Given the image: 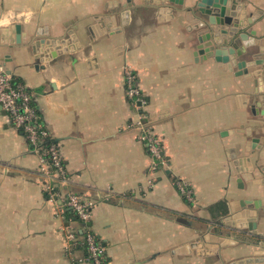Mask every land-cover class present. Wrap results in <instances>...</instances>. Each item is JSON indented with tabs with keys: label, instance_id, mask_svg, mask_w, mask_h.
<instances>
[{
	"label": "crops",
	"instance_id": "0c3cea01",
	"mask_svg": "<svg viewBox=\"0 0 264 264\" xmlns=\"http://www.w3.org/2000/svg\"><path fill=\"white\" fill-rule=\"evenodd\" d=\"M181 1L0 0V65L33 94L68 173L59 198H47L39 155L0 105V264L83 255L66 246L68 193L95 203L90 226L108 264H264V94L236 68L196 56L201 0ZM236 1L245 31L264 40V0ZM70 33L81 47L54 56ZM127 67L162 140L167 166L153 173ZM244 200L259 201L253 231L237 210Z\"/></svg>",
	"mask_w": 264,
	"mask_h": 264
},
{
	"label": "built area",
	"instance_id": "2783aa9c",
	"mask_svg": "<svg viewBox=\"0 0 264 264\" xmlns=\"http://www.w3.org/2000/svg\"><path fill=\"white\" fill-rule=\"evenodd\" d=\"M125 85L127 98L131 105L140 111L134 123L138 131V137L143 142L152 159L150 172H156L167 166L163 156V145L161 138L156 135L148 126L146 117L141 112L139 103H144L143 94L138 86L136 76L128 67L125 69ZM0 105L10 117L14 126L21 130L34 151L40 157L39 171L43 178L44 192L47 198L54 201L59 198V186L67 181L68 173L64 164L60 145L53 141L49 131L41 122L39 113L33 105V94L24 84L14 80L12 75L0 65ZM179 192L190 202L195 197L192 188L182 180H177ZM64 210H71L73 223H78V229L83 234V239L77 240V227L69 223L66 227V246L68 254L73 256L78 244L83 248V255L74 258V264H108L106 250L93 233L90 221L95 203L92 200L84 199L80 195L68 193L61 198Z\"/></svg>",
	"mask_w": 264,
	"mask_h": 264
},
{
	"label": "water",
	"instance_id": "95a60500",
	"mask_svg": "<svg viewBox=\"0 0 264 264\" xmlns=\"http://www.w3.org/2000/svg\"><path fill=\"white\" fill-rule=\"evenodd\" d=\"M167 2L183 4L181 0H158L157 4L161 5ZM197 8L202 14V20L197 21L201 32L197 37L196 56L202 57V61L214 59L219 65L229 70L236 68L238 76H243L247 81L253 82L256 95L264 94V61L255 58L256 54L251 52V47L255 46L259 47V53L264 52V40H256L245 31L247 26L243 23L244 11H241L238 2L236 0L231 2L229 0H201L197 3ZM18 28L17 26L16 29ZM3 34L6 35L7 30H3ZM80 47L77 36L70 33L68 37L60 39V47L53 55L73 52ZM259 102L261 105L264 102V97L260 96ZM257 106L259 107V105ZM258 204L259 201L244 200L237 206V210H244L241 213L242 217L249 219L248 229L250 231L256 229L257 226L250 218L256 216L257 213L254 210L258 209ZM206 241H208L206 246H209L210 240ZM214 242L215 239L212 238L211 243ZM259 262H263V259L249 258L232 264Z\"/></svg>",
	"mask_w": 264,
	"mask_h": 264
},
{
	"label": "trees",
	"instance_id": "16d2710c",
	"mask_svg": "<svg viewBox=\"0 0 264 264\" xmlns=\"http://www.w3.org/2000/svg\"><path fill=\"white\" fill-rule=\"evenodd\" d=\"M15 81L18 82L17 80H15ZM67 215H68V217H72V215H73L72 211L68 210L67 211ZM77 239H78L77 240L78 242H80L83 239V234L80 232V229H78V228H77ZM76 250L77 251H83V248H82V246H80V244H78L77 247H76Z\"/></svg>",
	"mask_w": 264,
	"mask_h": 264
}]
</instances>
